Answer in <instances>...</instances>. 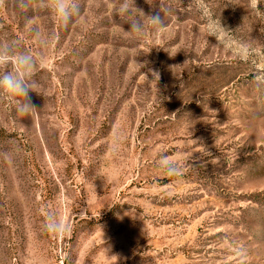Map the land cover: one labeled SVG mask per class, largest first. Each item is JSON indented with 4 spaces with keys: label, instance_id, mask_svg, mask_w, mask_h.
<instances>
[{
    "label": "rangeland",
    "instance_id": "1",
    "mask_svg": "<svg viewBox=\"0 0 264 264\" xmlns=\"http://www.w3.org/2000/svg\"><path fill=\"white\" fill-rule=\"evenodd\" d=\"M80 2L69 30L36 15L38 112L0 101V264H264V0H135L168 10L159 39L122 33L121 0ZM18 3L0 41L39 56ZM57 203L62 239L41 227Z\"/></svg>",
    "mask_w": 264,
    "mask_h": 264
},
{
    "label": "clouds",
    "instance_id": "2",
    "mask_svg": "<svg viewBox=\"0 0 264 264\" xmlns=\"http://www.w3.org/2000/svg\"><path fill=\"white\" fill-rule=\"evenodd\" d=\"M154 5L155 3H149ZM4 6V0H0V7ZM17 7L27 13L24 16L23 30L25 34L36 45L37 50L44 49L50 42V34L36 23V15L44 14L59 28L69 30L84 23L83 8L80 0H19ZM161 16L147 15L142 9L135 6V0H121L115 6L114 13L122 21L121 31L129 38L141 39L151 34L155 39L167 30L166 18L168 10L159 4ZM123 24L130 25L125 31ZM219 30L225 32L227 28L221 22L218 29L213 31L216 36ZM45 53L39 51V56L28 50H23L19 40L0 41V101H7L12 109H15L20 120L30 118L32 113L38 112L32 103L31 94L41 95L40 82L37 80V73L44 61ZM8 154L5 153V156ZM157 170L161 175L173 179L183 175L185 164L174 156L162 154L155 162ZM42 230L48 233L53 239H62L69 229L64 219L59 203L49 208L46 212Z\"/></svg>",
    "mask_w": 264,
    "mask_h": 264
}]
</instances>
